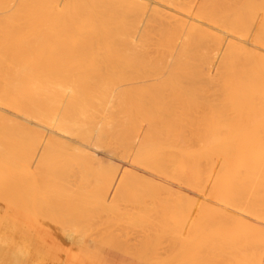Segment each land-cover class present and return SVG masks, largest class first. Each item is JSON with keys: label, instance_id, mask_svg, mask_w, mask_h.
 Listing matches in <instances>:
<instances>
[{"label": "bare ground", "instance_id": "bare-ground-1", "mask_svg": "<svg viewBox=\"0 0 264 264\" xmlns=\"http://www.w3.org/2000/svg\"><path fill=\"white\" fill-rule=\"evenodd\" d=\"M113 259L264 264V0H0V264Z\"/></svg>", "mask_w": 264, "mask_h": 264}, {"label": "rangeland", "instance_id": "rangeland-1", "mask_svg": "<svg viewBox=\"0 0 264 264\" xmlns=\"http://www.w3.org/2000/svg\"><path fill=\"white\" fill-rule=\"evenodd\" d=\"M114 260H116V259H113V260H111V261L115 262ZM119 260H121V259H118L117 261H119ZM109 261H110V260H109ZM109 261H108L109 264L112 263V262H109ZM87 262H88V261H87ZM87 262H86V263H87ZM99 262H100V264H101L103 261H102V262L99 261ZM119 262H120V261H119ZM121 262H123V260H122ZM128 262H130V264H132L131 261H128ZM128 262H125L124 264H126V263H128ZM134 262H135V261H133V264H134ZM92 263H93V262H92ZM92 263H91V264H92ZM104 263H105V262H104ZM104 263H103V264H104ZM117 263H118V262H115L114 264H117ZM60 264H63V263L60 262ZM80 264H84V262H82V263H80ZM95 264H99V263H97V262L95 261ZM105 264H107V263H105ZM118 264H119V263H118ZM121 264H122V263H121ZM136 264H137V263H136ZM139 264H142V263H139Z\"/></svg>", "mask_w": 264, "mask_h": 264}]
</instances>
